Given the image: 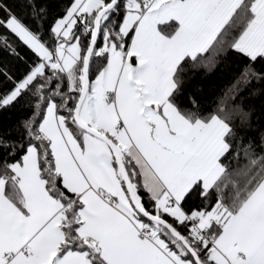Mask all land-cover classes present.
<instances>
[{
  "label": "snow or ice",
  "instance_id": "1",
  "mask_svg": "<svg viewBox=\"0 0 264 264\" xmlns=\"http://www.w3.org/2000/svg\"><path fill=\"white\" fill-rule=\"evenodd\" d=\"M17 7L0 51L35 59L0 63V110L31 109L0 130V264H264V0H69L47 32L44 0ZM217 70L209 106L187 88Z\"/></svg>",
  "mask_w": 264,
  "mask_h": 264
},
{
  "label": "trees",
  "instance_id": "2",
  "mask_svg": "<svg viewBox=\"0 0 264 264\" xmlns=\"http://www.w3.org/2000/svg\"><path fill=\"white\" fill-rule=\"evenodd\" d=\"M0 2L8 3L9 6L17 8L19 11L17 5L20 0H15V2H13V0H0ZM44 2L49 8V16L47 20L44 21L43 28H41L40 31L47 32L48 28L54 23V20L58 16L63 15L64 7L69 0H44ZM24 21L35 29V25L30 19L24 18ZM12 39L15 41V46L22 59H17L16 57L9 56L4 51H0V63L10 67L16 76H22L35 57L34 54H32L26 46L16 40V38L12 37ZM236 71H238V67L233 64L232 73L234 74ZM229 79H231V76H223L219 70L209 73L207 76H204L203 73H196L188 85L187 90L188 92L196 93L198 88L202 89L203 91L201 93L196 94L202 103L210 106L214 96L228 83ZM8 87H10V85H8ZM254 103L259 109L261 104L264 103V97H261ZM30 112L31 109L24 107L22 102L7 110H0V130H7L15 127L18 122L27 118ZM141 194L145 195L143 192ZM194 205H200V200L195 197L188 201L186 208L191 209Z\"/></svg>",
  "mask_w": 264,
  "mask_h": 264
}]
</instances>
